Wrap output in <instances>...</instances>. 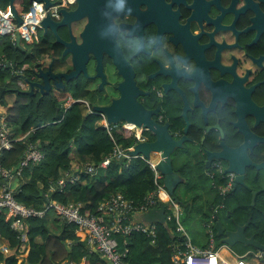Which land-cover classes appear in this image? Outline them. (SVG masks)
Instances as JSON below:
<instances>
[{
  "label": "flooded vegetation",
  "instance_id": "af4514ba",
  "mask_svg": "<svg viewBox=\"0 0 264 264\" xmlns=\"http://www.w3.org/2000/svg\"><path fill=\"white\" fill-rule=\"evenodd\" d=\"M77 1L81 18L71 23V32L80 43L87 29L91 47L87 74L68 83L76 91L83 84L85 98L75 103L84 101L93 111L128 95L125 110L143 109L173 139H183V147L171 153L173 170L176 160L188 156L191 166L203 161L205 170L219 165L226 172L221 155L232 154L247 186H238L231 170V192L240 199L236 188H260L264 203V0H75L74 8ZM30 2L13 4L18 10ZM68 30L59 29L63 39L70 40ZM53 42L59 43L56 37ZM96 47L103 49L100 59ZM112 49L120 52V68ZM67 58L69 64L56 74L73 71ZM64 83L54 80L55 87ZM142 136L156 140L147 130ZM258 163L261 170L254 167Z\"/></svg>",
  "mask_w": 264,
  "mask_h": 264
},
{
  "label": "trees",
  "instance_id": "16d2710c",
  "mask_svg": "<svg viewBox=\"0 0 264 264\" xmlns=\"http://www.w3.org/2000/svg\"><path fill=\"white\" fill-rule=\"evenodd\" d=\"M1 5L6 7L7 2L1 1ZM28 7L29 4L25 9L18 10H27ZM0 39L3 40L0 60L15 63L17 69L24 70L28 77L36 73V64L42 57L55 60L63 57V45L54 43L53 40H41L23 51L14 45L10 37L4 36ZM18 80L20 78L12 75L10 68L0 69V87L6 88L0 105L7 106L5 94L16 93L18 101L7 109L6 123L11 127L15 138L30 133L24 141H15L11 149L1 151L0 164L7 169L18 167L30 143L41 148L46 153V158L38 165L29 164L23 168L22 176L10 179L0 177V190L3 184H9L18 202L37 210L44 209L49 202L82 203V213L85 215L97 213L99 205L110 195L122 193L126 198L140 203L149 193L155 191V175L147 161L140 157L129 162L111 160L107 169L98 170V175L88 174L85 169L81 171L76 168L79 161L86 157H91L88 164L98 166L109 156L115 145L128 148L136 141L125 126L118 125L109 134L98 122V113L88 114V109L81 103L72 104L66 110L62 108L69 95L74 99L85 98L83 84L79 85L77 91L65 83V88L61 90L54 86L45 95L40 92L30 95L18 87ZM183 163L184 166H176L175 163L174 170L185 182L177 183L172 196L183 209L179 219H176L171 211H166V222L156 225V238L153 243L142 233L116 235L120 249L127 250V260L130 263L172 264L174 245L185 240L179 230V223L185 229L201 227L203 230V224L211 217V209L217 204L223 202L227 208L234 209L235 204L231 202L230 197L221 196L210 180V187L207 186L208 194L206 193L203 161H196L192 166L191 161ZM101 176H105L104 181L100 180ZM69 177H75L76 180L67 183ZM61 180L66 183L63 188L59 185ZM257 211L258 209L251 210L248 207L240 223H245L250 216L254 223L264 221ZM51 214L64 223L62 238L50 235L46 216L29 218L28 256L24 259L17 255L6 258L0 252V263L79 264V261L83 260V264H109L98 252L88 248L86 236L77 226L67 224L55 214ZM5 219L6 214L0 213V238L15 248L21 240ZM258 227L260 228V225ZM37 237H41L42 243L36 242Z\"/></svg>",
  "mask_w": 264,
  "mask_h": 264
},
{
  "label": "built area",
  "instance_id": "2783aa9c",
  "mask_svg": "<svg viewBox=\"0 0 264 264\" xmlns=\"http://www.w3.org/2000/svg\"><path fill=\"white\" fill-rule=\"evenodd\" d=\"M31 0L27 10H18L21 23H18L13 15L10 5L6 7L0 2V37H10L14 45L19 35L21 42L25 45H34L40 43L39 31L43 29V21L50 17L54 21L62 19V10L74 9L75 0ZM10 68L12 75L20 78L17 85L19 88L28 89L32 80L36 75L26 76L24 70L17 69L13 62L5 59L0 60L1 68ZM15 67V68H14ZM67 102V106L73 102L72 98ZM102 123L106 130L111 134L118 125L125 126L130 130L138 142L143 141L142 131L146 129H138L134 124L123 121L119 124H109L104 116ZM27 135L14 137V133L6 123V116L0 113V153L3 149L9 150L13 147V142L24 141ZM132 145L124 148L121 145H115L108 157H106L98 166L87 164L84 169L88 174H97L100 169H107L111 160L130 161L139 156H131L130 152L134 150ZM46 158V153L32 143L29 144L20 165L16 168L7 169L0 164V177L10 179L14 176H21L23 168L29 164H40ZM160 159V156L158 155ZM150 169L155 175V191L149 193L142 202L136 203L126 198L122 193H117L107 197L98 207L97 213L85 215L82 213V203L61 204L57 202H49L44 209L37 210L30 208L18 202L14 196L13 189L3 184L0 190V213L6 214V221L10 227L18 233V238L22 240L28 232L29 218H43L48 213H53L61 218L67 224L75 225L80 232L86 236V245L89 249H95L109 264H132L127 260V250L122 251L119 247V241L116 235H130L133 233H142L152 240L156 238V224H145L135 220L137 215L143 214L152 208L158 207L161 203H169L166 211H171L172 215L179 219L181 206L168 193L164 186V176L157 168L158 162L147 160ZM221 175L224 179L223 184L218 186L213 184L221 196H225L233 187L235 175L231 172H225L222 167L215 165L210 171L212 178ZM69 182L73 183L76 178L69 177ZM60 187H64V180L59 182ZM222 207L220 205L215 209V213ZM213 222L208 223L210 236V246H195L183 226L179 223V230L182 232L185 240L181 244H175L173 247L172 264H248L245 256H238L234 262L227 261L223 258L218 250L213 249L214 231L212 229ZM20 245V244H18ZM0 250H7V247L0 246ZM20 256V254H17Z\"/></svg>",
  "mask_w": 264,
  "mask_h": 264
},
{
  "label": "water",
  "instance_id": "95a60500",
  "mask_svg": "<svg viewBox=\"0 0 264 264\" xmlns=\"http://www.w3.org/2000/svg\"><path fill=\"white\" fill-rule=\"evenodd\" d=\"M14 0L8 1L10 5L11 11L15 16L18 23H21L20 17L18 15V10L13 4ZM40 1V0H38ZM47 4H49L48 0H45ZM78 2V1H77ZM82 12L81 4L78 2L77 7L72 10H62V19L60 21H54L50 17H47L43 21V29L50 30L54 36L56 37L57 42L61 43L64 47L63 57L71 56L73 62V71L69 73H59L55 74L52 71L51 66H49L46 70L41 69V64H37L36 68L39 69L36 74V78L40 80V82H31V90L30 95L34 93V88L37 87V90L42 95L47 94L54 87V80H65V83H69L74 77H77L81 72L87 74L86 71V61L87 55L90 50L91 45L88 43V32L87 29H84L81 34L80 43H77L74 40V37L71 32V23L78 20L80 14ZM62 27H68L70 40L63 39L59 34V29ZM20 37L19 35L16 38V44L20 47ZM99 59L101 58V47L95 48ZM112 55L115 58V63L120 68V52L118 53L116 49H112ZM16 67V66H15ZM14 67V68H15ZM101 61L98 64V70L102 73L101 70ZM65 83L62 85H56V88L63 89L65 88ZM6 92V88L0 87V100L3 98L4 93ZM129 100L128 95H125L121 100L120 98L113 100L109 106L105 107H94L92 112L98 113V116H104L109 124H119L121 121H125L128 123L134 124L138 129H146L150 131L156 138L155 141H145L135 145L134 150L130 152L131 156H138L143 154L146 158L150 157V152H154L155 154L160 156L159 162L157 164V168L164 176V186L168 193L173 196L174 189L180 181H175L176 173L173 170L171 153L176 147H181L183 145L182 140H176L171 137L167 133V130L164 126H160L157 123L153 122L150 119V114L143 109H129L125 110L124 104ZM91 111L88 113H92ZM230 150H226L228 153ZM239 152L238 150L233 153ZM221 157L227 162L228 169L226 172L235 171L237 174L236 184L247 186L246 185V177L244 175L243 170H239L238 164L241 163L237 161L232 154L221 155ZM243 162L247 163L246 159H243ZM262 164H254V167L258 170H261ZM257 192H253V204L256 197ZM169 206V203H161L158 207L152 208L147 212L140 215V220L145 224H165L166 222V208ZM138 216V215H137ZM138 221V220H137ZM215 229L219 236L225 235L227 238L223 241L227 243L229 246H235L236 244H244L246 246H253L258 250L262 251L261 257L259 260L264 262V244L255 240L253 237H247L245 235L244 227H239L236 232L225 231L222 224L217 221L215 224ZM62 238L61 235L58 236ZM250 255H254L253 252Z\"/></svg>",
  "mask_w": 264,
  "mask_h": 264
},
{
  "label": "crops",
  "instance_id": "0c3cea01",
  "mask_svg": "<svg viewBox=\"0 0 264 264\" xmlns=\"http://www.w3.org/2000/svg\"><path fill=\"white\" fill-rule=\"evenodd\" d=\"M7 4H8V2H7ZM2 45H3V40L0 39V52L2 50ZM19 48H21V50L24 51L25 49L28 48V45H25V44H23L20 41V47ZM68 62H69V59L68 58L66 60L64 59V62L63 63H60V60L59 59L58 60H55V59L52 58V63L50 64V66L52 68V71L56 74L58 70L59 71L60 70H64V68H66L65 66L69 64ZM37 64H41V62L38 61ZM40 68L41 69H44V70L47 69V68H43L42 65L40 66ZM38 71H39V69L36 68V73L34 75H36L38 73ZM22 90L24 92L29 93L30 90H31V86L29 85L28 86V89H26V90L25 89H22ZM34 91H35V88H34ZM32 94H34V93H32ZM13 95H14V98H12ZM69 97L72 98L73 102H71V104L69 106H67L66 104H67L68 100L70 99ZM69 97H68L67 101L62 105V108H64L65 110L66 109H69L71 107V105L72 104H75V102H76V100L71 95H69ZM4 99H5V102L7 103V106L6 107H2L0 105V113L6 114L7 109L10 108V107H12L14 105V103H16L18 101V96H17L16 93L11 92V93L5 94ZM80 103L84 105L85 102L84 101H80ZM90 111L91 110L88 109L87 112L89 113ZM102 121H103L102 120V117L100 116V119L98 120V122L103 125ZM43 126L44 125H41V127H43ZM29 133L30 132H28V133H26L24 135H29ZM131 136H133V135H131ZM135 140H136V138H135ZM145 141H148V140L143 139V141H140V142H138L136 140L135 143L132 144V145H137V144H139L141 142H145ZM183 145H184V143H183ZM183 145L181 147H178V148L181 149L183 147ZM138 156L140 158H142V159L150 160L151 162H159V158L155 155L154 152H150V157L149 158H146L143 154H140ZM186 157L188 158V156H186ZM184 159L181 158L179 160H176V162L178 163L179 166H184L185 165L183 163V161H190V158H188L186 160H184ZM90 160H91V157H86L82 161H79L78 166L76 168H78V170L84 171V167L90 162ZM84 164H86V165H84ZM172 165H173V162H172ZM211 170H212V168H210L208 170H205V176L210 180L211 184L212 185L214 184L216 186H218L220 184H223L224 181H223V178L221 177V175L218 174V175H216V176H214L212 178V176L210 175V171ZM98 174L99 173H97L96 175H98ZM176 174L177 175H176V179L174 180V182L178 180V181H181L182 183H184L185 182V179L182 178V177H180V175L178 173H176ZM100 180L101 181H104L105 180V176H101V179ZM237 185L238 186H241L244 189V187L242 185H239V184H237ZM257 186L260 187L259 184ZM255 189H257V188L252 187V189L251 190H248L247 193H245V192L243 193L240 188H236L237 191L240 190V196H241L240 199H237L236 198L237 197V194H235L234 192H231L232 190H230L224 197L225 198H228V196L230 197L231 202L235 204V206L233 207L234 209L227 208L226 205H225V203H223V202L217 204L214 208L211 209V217H210L209 221L203 224V231L205 233L206 240H207L205 244H203V245H197V244H195L193 242L191 236L188 234L187 230L183 227L185 229V231L187 232V234L189 235L192 243L195 246L209 247L210 246V236H209L208 228H207L206 225L208 223H210V222H213L212 229H213L214 235H215L213 249L218 250L219 253H220V255L223 258H225L227 261L234 262L235 260H237L238 256H245V260H246V262L248 264H264V262H261L259 260L260 258H256L257 256L258 257H261L263 252L260 251V250H258L257 248H255L253 246H246L244 244H236L235 246H229L227 243H226V245H222L220 247L217 246L218 242H224L223 240L227 238L225 235H221V236L218 235L217 230L215 229V224H216L217 221H219L222 224V226L224 227L225 231L236 232L239 227H244L245 235L247 237H253L255 240H257L260 243L264 244V221L254 223L252 217L250 216V218H248V220L245 223H243V224L240 223V219H241V217L243 215H246V212H247V208L248 207L251 208V210L258 209V211H257L258 214L260 216L262 215L263 218H264V203H261L260 200H258V197H260V195L262 194L261 193L262 191H261L260 188L258 190H255ZM255 191H257L256 198L254 200V204L252 203V205H251L250 204L251 198H252V194L251 193H253ZM244 202L246 204H249V205L247 206V208H244L243 210H241L240 212H238L237 211V207H239L240 204H243ZM220 205H222V207H220L218 209V211L215 213V209L217 207H219ZM181 210L183 211L182 206H181ZM140 215L136 216L135 217V220H138L140 222H143V221L140 220ZM229 215L232 216L235 219V221ZM235 215H237V216L235 217ZM222 216L225 218V221L227 222L226 224H223L222 223V221H221ZM46 217H47L46 226H47L48 232H50V235H53V236L54 235L55 236L61 235L62 236V233L61 232H62L64 223H62L61 220L54 218V215H52L51 213H48L46 215ZM258 225H260V228L258 227ZM28 234H29V228H28V232L26 233L25 237L19 243L20 245H18L15 248L10 247L8 245L7 241H5L4 239L0 238V246L7 247V250H0V252L6 258L7 257H10V256H14V255L20 254V256H19L20 259H24L25 257L28 256L29 251H30V242H29V236H28ZM42 241L43 240L41 239V237H37L36 238V242L42 243ZM230 247H233V248L230 249ZM92 251L96 252L95 249H92ZM243 251H245V253L242 254V255H239V252H243ZM249 251L254 252L255 254L253 253L254 255H250L249 253H247ZM0 264H3V263L1 262ZM79 264H83V260H80L79 261Z\"/></svg>",
  "mask_w": 264,
  "mask_h": 264
},
{
  "label": "rangeland",
  "instance_id": "374dc122",
  "mask_svg": "<svg viewBox=\"0 0 264 264\" xmlns=\"http://www.w3.org/2000/svg\"><path fill=\"white\" fill-rule=\"evenodd\" d=\"M74 8V7H73ZM39 35H40V39L41 40H54L55 36L54 34L50 31V30H45V29H41L39 31ZM24 44V42H22ZM39 61L41 62V65L43 66V68H48L50 66V64L52 63V59L48 58V57H42L41 59H39ZM12 98H14V95L12 96ZM225 166H227V162H224ZM86 165V164H84ZM204 183L206 184V193H207V186L210 187V183H209V179H207V177L204 178ZM184 195V192H182ZM208 194V193H207ZM221 221L223 224H226L227 222L225 221V218L222 216ZM186 230L188 232V234L191 236L193 242L197 245H203L206 243V236L204 231L202 230V228L198 227L197 229L192 228V227H186ZM222 245H226V243L224 242H218L217 246L220 247ZM233 247H230V249ZM235 249V248H234ZM246 251V250H245ZM245 251L243 252H239V255H242L245 253Z\"/></svg>",
  "mask_w": 264,
  "mask_h": 264
}]
</instances>
